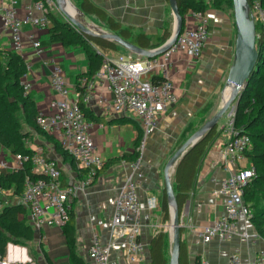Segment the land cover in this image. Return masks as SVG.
I'll list each match as a JSON object with an SVG mask.
<instances>
[{"label": "crops", "instance_id": "0c3cea01", "mask_svg": "<svg viewBox=\"0 0 264 264\" xmlns=\"http://www.w3.org/2000/svg\"><path fill=\"white\" fill-rule=\"evenodd\" d=\"M92 1L105 9L123 27H128L132 34L141 32L148 36L161 35L165 21H169V31L173 26L169 0ZM26 3L28 0H18L16 4L20 17L25 15ZM211 3V0H207L205 17L209 37L201 56L194 62H191L182 51H177L171 56L169 77L175 86L177 102L159 115L141 153V168L144 176L138 194L142 206L139 238L146 244L143 260L131 261L126 253L125 239L113 238L110 234L114 198L121 177L128 170L125 164L127 161L122 160L121 156L128 155L134 150V140L138 134L134 125L135 119L129 114L119 115L111 111L108 106L112 101V93L103 80H95L93 98L81 102L88 114L85 118L90 123L89 135L98 153L108 161L105 167L98 171L92 184L79 191L69 202V212H72L70 224L74 234L73 244L81 264H92L88 255V246L90 235L94 230L99 232L103 244L109 245L108 264L149 263V243L156 232L155 224L160 225V207L151 210L147 207L146 200L154 197L159 204L164 189L163 169L166 161L173 153L182 132L191 127L200 113L206 110L210 116L219 108L227 79L232 74L238 57L234 20L228 12L213 7ZM194 24L193 14L189 13L185 19V26ZM30 34L40 40V53H35L30 45ZM21 37L23 48L19 54L26 62L27 70L21 76L20 82L30 84L29 94L34 99L36 114L52 113L54 109L50 107V102L60 98L50 84L53 65L61 67L69 87L70 98H77L76 94L82 88L80 79L88 77L85 74L89 65L85 52L79 47L64 48L61 44L50 41L47 28L34 27L29 23L22 25ZM0 48L13 50L7 32H0ZM117 50L127 52L123 47ZM91 116L97 119H92ZM223 116L218 121L215 136L200 160L193 186L180 214V236L186 245L188 264H200L202 260L215 264H228L232 252L240 256L242 264H249L258 250L264 248L263 238L259 237L251 243L240 235L243 230L256 232L251 221L240 220L234 235L224 241L204 242L198 235L202 227L223 215V198L215 193L221 179L227 174L226 166L223 164V148L230 138V120L228 114L226 119ZM23 129L27 132L23 143L24 139L29 141V144L24 143V146L28 148L40 146L48 158L55 160L64 184L73 183L85 176V168L71 160V157H64L56 149L53 141H57V138L54 135L49 134V137L41 134L29 124ZM12 154L0 145V159L10 163ZM237 163L241 166L248 162L243 157ZM0 172L12 171L0 169ZM10 195L19 197L13 193ZM19 219L30 225L25 207ZM32 231L33 239L37 237L38 244H42L49 264H74L69 258V247L63 225L43 227L39 231L40 234L33 229ZM164 231L168 234L166 228ZM43 260L37 258V261L48 264L45 258Z\"/></svg>", "mask_w": 264, "mask_h": 264}, {"label": "built area", "instance_id": "2783aa9c", "mask_svg": "<svg viewBox=\"0 0 264 264\" xmlns=\"http://www.w3.org/2000/svg\"><path fill=\"white\" fill-rule=\"evenodd\" d=\"M18 0H0V32H7L12 49L18 53L23 48L22 25L29 23L34 27L46 28L48 14L53 10L54 0H28L25 15L20 17L17 10ZM254 19L264 23V6L255 1L250 7ZM195 24L181 29L172 45L164 52L153 57H144L132 52L118 50L103 54L98 69L91 77L80 79L81 90L75 99L69 96V87L59 65H53L50 84L60 98L50 102L54 111L50 114H36V125L44 132L54 135L60 146L86 169L83 178L64 184L61 171L55 160L46 156L40 146H29V152H15L12 161L0 159V169L11 171L29 167V174L23 179V189L19 197H11V188L0 186V209L13 203H20L27 211L30 226L36 232L43 227L65 225L69 219V202L79 192L92 184L105 160L98 153L89 135L90 123L85 118L80 102L93 98L95 80H103L112 93L109 108L115 114H129L141 130L136 150L138 157L125 162L128 170L122 175L121 183L114 198V214L111 218L110 234L113 238L123 237L126 253L131 261L143 260L146 244L139 238L141 222V203L138 189L143 178L141 153L146 138L153 131L157 119L168 107L177 102L173 81L169 77L171 56L177 51L184 52L191 62L196 61L208 40L207 19L200 12H192ZM29 43L35 53L41 52V42L29 35ZM27 70V64H26ZM24 93H29L30 84L21 83ZM230 138L223 148V164L227 174L221 179L216 194L223 198V215L198 231L204 242L224 241L234 235L240 220L251 221L252 209L243 201V186L255 175L251 163L238 165L243 159L242 151L249 143L246 134L232 137L231 120L233 111L227 113ZM24 143L29 144L27 139ZM151 210L159 208L154 197L146 200ZM156 231L161 227L155 224ZM40 234V232H39ZM240 235L254 243L260 236L256 232L241 231ZM88 255L92 264H108L109 245L103 244L98 231H92L89 239ZM0 264H45L33 259L28 248L22 244L8 241L3 252L0 251ZM200 264H215L202 260ZM228 264H242L240 256L232 252ZM249 264H264V248L251 259Z\"/></svg>", "mask_w": 264, "mask_h": 264}, {"label": "trees", "instance_id": "16d2710c", "mask_svg": "<svg viewBox=\"0 0 264 264\" xmlns=\"http://www.w3.org/2000/svg\"><path fill=\"white\" fill-rule=\"evenodd\" d=\"M255 1H259L264 6V0H246L249 7ZM211 2L212 6L216 8H221L222 3L232 5L231 0H211ZM175 3L182 19V28L189 13L200 12L205 16L207 0H175ZM78 7L83 14L94 16L111 32L119 34L122 38L144 49L161 45L170 35L169 21H165L161 35L148 36L141 32L132 34L128 27H123L105 9L92 0H79ZM48 17L49 23L46 28L50 41L57 42L64 48H81L85 52L89 64L85 73L88 77H91L98 69L103 54L119 49V45L114 41L79 32L69 22L62 21L52 15V11L49 12ZM256 21L254 30L256 33L257 58L245 84L237 94L238 99L232 115L231 129L233 132L232 137L241 134H246L249 137V143L242 151V155L248 163L254 166L255 175L243 186V201L253 211L251 223L256 233L264 239V23ZM25 72L26 62L18 52L0 48V145L12 153L30 151L23 143V138L27 136V132L24 131L21 121L33 126L41 134L50 137L48 133L42 131L36 125L34 99L31 94L24 93L20 82V78ZM79 104L84 116H88L85 107L81 102ZM91 118L97 119L93 116ZM134 125L138 130L137 137L134 140V150L128 155L121 156L124 161L136 159L139 154L136 146L140 140L141 130L135 121ZM217 128L218 125L216 124L190 148L179 160L173 171L172 185L179 215L193 186L200 160L215 136ZM53 142L56 149L64 157H71L57 141L54 140ZM71 160L75 161L73 157H71ZM107 163L108 161H105L103 167ZM29 173L28 166L12 172H0V186L11 188L13 194L20 195L23 189L24 176ZM159 207L161 227L151 237L148 264H168L169 261L166 255L167 233L164 228H166L165 225L170 219V212L164 189L162 190ZM23 212L24 207L20 203L8 204L0 209L1 252L4 251L6 243L10 240L15 243H26L28 240L33 239L32 227L25 223L23 219H19V215ZM71 218L72 212H69V219L63 225V232L67 239L70 260L74 264H81V259L74 249ZM42 253L49 264L43 249ZM178 264H188L187 249L183 240L180 241Z\"/></svg>", "mask_w": 264, "mask_h": 264}, {"label": "water", "instance_id": "95a60500", "mask_svg": "<svg viewBox=\"0 0 264 264\" xmlns=\"http://www.w3.org/2000/svg\"><path fill=\"white\" fill-rule=\"evenodd\" d=\"M57 7H60L61 0H54ZM234 12V24L237 36L238 57L232 74L228 77L223 91L228 92V96H222L221 105L210 115L203 124L196 129L168 158L165 163L164 190L169 205L170 219L165 225L170 234L171 249L168 264H178L179 247H180V230L181 221L177 210L174 189L172 185V174L179 160L192 148L210 129H212L219 119L226 113L234 111L237 102V94L245 84L246 78L254 67L257 50L255 46V30L253 20L249 17L246 0H231ZM169 5L173 14V26L169 37L159 46L150 49H144L136 46L127 39L122 38L119 34L111 31H92L77 19L64 13L67 21L72 24L79 32L89 36H98L104 39L114 41L117 45L125 48L129 52L144 57H153L164 52L176 39V36L182 29V19L178 13L175 0H169Z\"/></svg>", "mask_w": 264, "mask_h": 264}, {"label": "rangeland", "instance_id": "374dc122", "mask_svg": "<svg viewBox=\"0 0 264 264\" xmlns=\"http://www.w3.org/2000/svg\"><path fill=\"white\" fill-rule=\"evenodd\" d=\"M74 1H76L75 2V5L79 9V7H78L79 0H72L73 3H74ZM246 4H247V7L249 8V10H248L249 17L253 20V25L255 27V24L257 23V21L251 15L250 7H249V5H248L247 2H246ZM221 8L223 10H225L226 12H228L229 15L231 16V18L234 20V12H233L232 5L229 6L226 3H222L221 4ZM79 11L81 12L80 9H79ZM52 15H54L56 18H58V19H60L62 21H67L66 17L58 9L56 2L53 5ZM83 15H85V14H83ZM85 17H88L89 19H91V20L99 23L103 27L104 31H110L102 22H100L94 16H87V15H85ZM88 20H85V21H88ZM255 37H256V33H255ZM119 47L122 48L121 46H119ZM123 50L128 51L125 48H123ZM222 95H223V93H222ZM19 115H20V113H19ZM226 115H227V113L224 114L223 118H225ZM208 117H209V112H207L206 110H204L203 112H201L200 115L192 123L191 127L187 128L185 131L182 132L181 138L179 139V141L175 145V148L173 149L172 152H174L196 129H198ZM21 124H22L23 128L24 127H27V123L21 121ZM217 125H219V124L217 123ZM3 152H5V151H3ZM5 234L7 235V233H5ZM36 239H38V238L36 237ZM36 239L28 240L27 243L21 242L19 244H22V245H24V246H26L28 248V251L31 254V256H32L33 259L36 260L39 257V259H41L42 261H44L43 260L44 259V255L42 253V249L44 250V248H43L42 244H38L39 241H37ZM10 241H12V240H10ZM12 242H14V241H12ZM170 249H171V239H170V235H169V232H168V234H167V248H166V255H167L168 259H169V256H170Z\"/></svg>", "mask_w": 264, "mask_h": 264}, {"label": "bare ground", "instance_id": "6f19581e", "mask_svg": "<svg viewBox=\"0 0 264 264\" xmlns=\"http://www.w3.org/2000/svg\"><path fill=\"white\" fill-rule=\"evenodd\" d=\"M75 2L76 1H74L73 3L72 0H61L60 7H58V9L61 11L62 14L64 13L69 14L71 17L77 19L80 23H83L92 31H99V32L104 31L103 27L99 23L89 19L88 17H85V15H83V12L81 11L82 12L81 13L79 9L76 7ZM222 96L224 97L228 96V92L224 91Z\"/></svg>", "mask_w": 264, "mask_h": 264}]
</instances>
